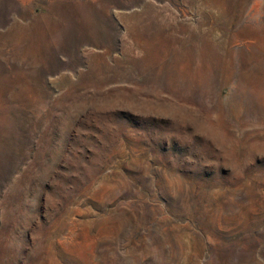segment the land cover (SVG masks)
<instances>
[{
	"label": "rangeland",
	"instance_id": "374dc122",
	"mask_svg": "<svg viewBox=\"0 0 264 264\" xmlns=\"http://www.w3.org/2000/svg\"><path fill=\"white\" fill-rule=\"evenodd\" d=\"M0 264H264V0H0Z\"/></svg>",
	"mask_w": 264,
	"mask_h": 264
}]
</instances>
